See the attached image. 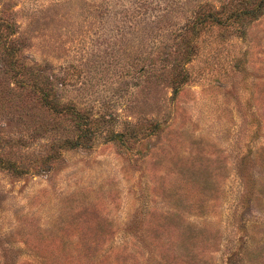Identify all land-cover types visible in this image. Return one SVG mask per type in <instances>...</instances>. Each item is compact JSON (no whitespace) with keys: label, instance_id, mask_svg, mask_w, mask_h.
Returning <instances> with one entry per match:
<instances>
[{"label":"rangeland","instance_id":"1","mask_svg":"<svg viewBox=\"0 0 264 264\" xmlns=\"http://www.w3.org/2000/svg\"><path fill=\"white\" fill-rule=\"evenodd\" d=\"M259 2L0 0V264H264Z\"/></svg>","mask_w":264,"mask_h":264},{"label":"trees","instance_id":"2","mask_svg":"<svg viewBox=\"0 0 264 264\" xmlns=\"http://www.w3.org/2000/svg\"><path fill=\"white\" fill-rule=\"evenodd\" d=\"M259 4H260L261 8L264 7V0H260ZM261 8H260V9H261ZM186 78H187V77H186V74H185V75H183L182 80L185 81Z\"/></svg>","mask_w":264,"mask_h":264}]
</instances>
